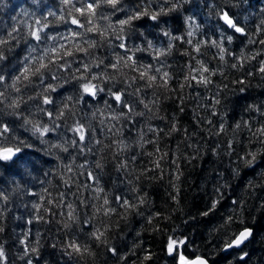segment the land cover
I'll return each instance as SVG.
<instances>
[{"label": "clouds", "instance_id": "9594fccd", "mask_svg": "<svg viewBox=\"0 0 264 264\" xmlns=\"http://www.w3.org/2000/svg\"><path fill=\"white\" fill-rule=\"evenodd\" d=\"M0 264H264V0H0Z\"/></svg>", "mask_w": 264, "mask_h": 264}]
</instances>
